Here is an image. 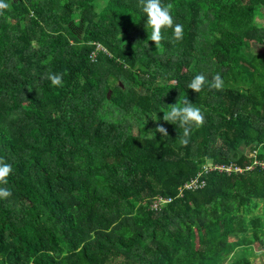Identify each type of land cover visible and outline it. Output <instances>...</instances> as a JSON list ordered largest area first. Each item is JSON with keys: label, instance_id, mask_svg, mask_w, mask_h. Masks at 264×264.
<instances>
[{"label": "trees", "instance_id": "obj_1", "mask_svg": "<svg viewBox=\"0 0 264 264\" xmlns=\"http://www.w3.org/2000/svg\"><path fill=\"white\" fill-rule=\"evenodd\" d=\"M7 2L0 158L13 171L0 184L11 192L0 264L264 259V0H163L183 38L164 29L158 47L137 0ZM217 73L219 90L188 89ZM184 97L204 116L186 145L162 119ZM199 174L205 186L178 196ZM159 196L170 201L153 210Z\"/></svg>", "mask_w": 264, "mask_h": 264}, {"label": "clouds", "instance_id": "obj_2", "mask_svg": "<svg viewBox=\"0 0 264 264\" xmlns=\"http://www.w3.org/2000/svg\"><path fill=\"white\" fill-rule=\"evenodd\" d=\"M137 6L146 18L144 25L145 31L148 33V40L153 42L156 47L161 46V42L164 40V29H171L172 39L179 41L183 38V25L176 23L173 18L172 3H164L163 0H137ZM11 4L7 0H0V14H3L6 10H9ZM106 7V4L101 3L96 9L98 12ZM148 46V45H147ZM47 79L54 87L62 85V75L56 73H49ZM205 84L210 89L219 90L223 86V79L219 73L214 75L211 81H208L204 74H197L188 84V89H191L195 93H199L203 90ZM167 111L163 113V121L171 124L178 125L183 129L182 134L178 137L179 142L182 145L188 143V138L191 135L192 127L202 126L204 123V116L200 108L195 104L190 103L186 97L181 100L177 99V102L172 106H166ZM155 132L161 134L162 137L168 136L167 129L163 125L156 127ZM155 133H151L154 136ZM13 169L5 159L0 158V184H7V178L12 173ZM11 196L9 189L0 187V199H7Z\"/></svg>", "mask_w": 264, "mask_h": 264}, {"label": "built area", "instance_id": "obj_3", "mask_svg": "<svg viewBox=\"0 0 264 264\" xmlns=\"http://www.w3.org/2000/svg\"><path fill=\"white\" fill-rule=\"evenodd\" d=\"M98 49H100V46H98ZM262 165L264 166V163H262ZM224 167L221 166V167H218V166H215V167H212L210 169L208 168H205V172H208L209 170H223ZM227 171H231L230 168H226ZM238 171H241L240 169H237ZM205 186V182L201 179V174H199L198 176H196L194 179L190 180V181H187L185 182L184 184H182L179 188H178V196H181L183 194L184 191H193V190H196L198 188H203ZM170 200L169 199H164L162 197H158L152 204L151 208L153 210H157L159 205L161 203H164V202H169Z\"/></svg>", "mask_w": 264, "mask_h": 264}, {"label": "rangeland", "instance_id": "obj_4", "mask_svg": "<svg viewBox=\"0 0 264 264\" xmlns=\"http://www.w3.org/2000/svg\"><path fill=\"white\" fill-rule=\"evenodd\" d=\"M260 14H262V15L257 17V18H255L256 26L257 27H264V9L261 10ZM253 49L255 51H257V53H260L261 50H262V47L258 46V45H254ZM263 207H264V204H263ZM261 212H262L261 209L257 211V213H261ZM253 261H255L256 264H264V259L263 258L256 257V258H253Z\"/></svg>", "mask_w": 264, "mask_h": 264}]
</instances>
